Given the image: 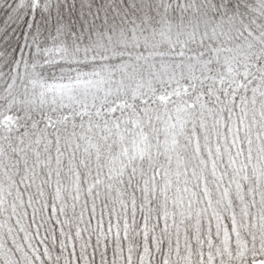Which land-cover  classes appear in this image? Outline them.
<instances>
[{"label": "snow or ice", "instance_id": "6c2138e0", "mask_svg": "<svg viewBox=\"0 0 264 264\" xmlns=\"http://www.w3.org/2000/svg\"><path fill=\"white\" fill-rule=\"evenodd\" d=\"M0 264H264V0H0Z\"/></svg>", "mask_w": 264, "mask_h": 264}]
</instances>
